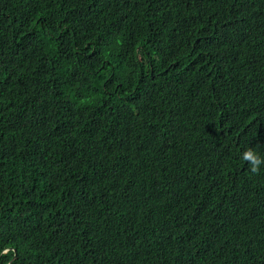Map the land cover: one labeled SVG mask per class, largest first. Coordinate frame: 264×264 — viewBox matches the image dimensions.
Instances as JSON below:
<instances>
[{
  "label": "trees",
  "instance_id": "16d2710c",
  "mask_svg": "<svg viewBox=\"0 0 264 264\" xmlns=\"http://www.w3.org/2000/svg\"><path fill=\"white\" fill-rule=\"evenodd\" d=\"M225 1L0 0V264H264V0Z\"/></svg>",
  "mask_w": 264,
  "mask_h": 264
},
{
  "label": "clouds",
  "instance_id": "9594fccd",
  "mask_svg": "<svg viewBox=\"0 0 264 264\" xmlns=\"http://www.w3.org/2000/svg\"><path fill=\"white\" fill-rule=\"evenodd\" d=\"M7 1V0H6ZM254 1V0H253ZM231 2V0L229 1H225L224 4H229ZM18 30V28H16V31ZM51 30V29H49ZM53 33H55L56 37H61L60 33H56V30H51ZM41 49L43 48H37V51L36 54L37 56H40V51ZM41 58V57H39ZM41 61H43L42 59H40ZM44 62V61H43ZM242 158L245 160V161H248L250 166H251V170L253 172H256L258 171V168L264 164V157H261L260 155H258L256 152H254L253 150L249 149L247 151H245L242 155ZM8 249H6L5 251H7ZM4 251V252H5Z\"/></svg>",
  "mask_w": 264,
  "mask_h": 264
}]
</instances>
